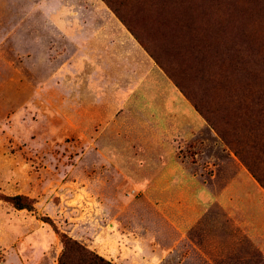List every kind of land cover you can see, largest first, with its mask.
I'll return each instance as SVG.
<instances>
[{
  "label": "rangeland",
  "instance_id": "obj_1",
  "mask_svg": "<svg viewBox=\"0 0 264 264\" xmlns=\"http://www.w3.org/2000/svg\"><path fill=\"white\" fill-rule=\"evenodd\" d=\"M102 1L0 0V192L36 201L35 211L0 201V263L12 251L9 263L20 264L16 250L24 264H57L50 216L116 264H264L252 243L264 190L203 117L168 138L145 114L108 113L88 90L86 71L101 70L112 46V33L84 42ZM132 20L146 38L155 32ZM210 25L223 41L245 39L217 15ZM213 192L226 198L210 204Z\"/></svg>",
  "mask_w": 264,
  "mask_h": 264
},
{
  "label": "trees",
  "instance_id": "obj_2",
  "mask_svg": "<svg viewBox=\"0 0 264 264\" xmlns=\"http://www.w3.org/2000/svg\"><path fill=\"white\" fill-rule=\"evenodd\" d=\"M103 1L264 188V0ZM212 15L220 23L239 24L244 41H223L210 25ZM133 18L155 32L146 38ZM196 18H203L201 24ZM153 35L154 47L148 39ZM2 200L18 210H36L26 194L0 192ZM42 218L61 238L57 264H116L61 232L50 216Z\"/></svg>",
  "mask_w": 264,
  "mask_h": 264
},
{
  "label": "crops",
  "instance_id": "obj_3",
  "mask_svg": "<svg viewBox=\"0 0 264 264\" xmlns=\"http://www.w3.org/2000/svg\"><path fill=\"white\" fill-rule=\"evenodd\" d=\"M92 9L98 14L99 18H97L100 23L97 28H91L93 24L89 26V30L86 29L84 42L89 41V34L94 41L105 39L104 37L111 33L110 36H113L111 48L103 49L102 56L99 54L101 60L98 67L101 70L96 68L92 73L87 74V71L85 73L88 90L92 93L96 92L95 101L100 100L101 105L105 103L108 113L115 106L116 110L124 107L133 112L145 114L149 118L150 124L154 123L155 127L165 133L164 136L168 138L183 135L184 127H187L190 116L193 119H201L200 121L205 120H202V116L198 114L192 103L103 1L96 2ZM123 50H127L126 58ZM104 56L112 59L108 62L109 65L106 64ZM125 59L127 62L124 63ZM93 60L94 58H92ZM232 154L238 159L234 153ZM168 164L165 162L164 166L170 168L174 166V163ZM242 166L245 168L244 165ZM246 170L248 171V169ZM255 181L264 190L256 179ZM225 198V195L213 192L207 200L208 203L214 204L215 202L220 203L221 199ZM261 198V194L257 193L254 199L261 204ZM259 228L261 229L259 230L260 240L252 243L253 248L264 259V226ZM11 254L13 252L8 251L6 259L0 264H10ZM15 254L20 264H24L16 250ZM241 256L245 257L246 254Z\"/></svg>",
  "mask_w": 264,
  "mask_h": 264
},
{
  "label": "bare ground",
  "instance_id": "obj_4",
  "mask_svg": "<svg viewBox=\"0 0 264 264\" xmlns=\"http://www.w3.org/2000/svg\"><path fill=\"white\" fill-rule=\"evenodd\" d=\"M261 6H262V5H261ZM247 8H248V7H247ZM210 10H211V9H210ZM263 27H264V26H263ZM263 27H262V28H263ZM245 28H246V27H245ZM262 33H263V32H262ZM254 35H255V34H254ZM256 35H257V34H256ZM256 37H257V36H256ZM255 39H256V38H255ZM257 40H258V39H257ZM263 42H264V41H263ZM260 44H261V43H260ZM257 45H258V43H257ZM262 46H263V45H262Z\"/></svg>",
  "mask_w": 264,
  "mask_h": 264
}]
</instances>
